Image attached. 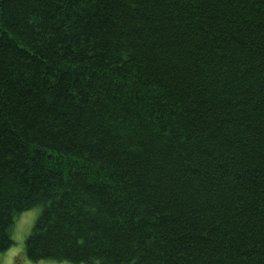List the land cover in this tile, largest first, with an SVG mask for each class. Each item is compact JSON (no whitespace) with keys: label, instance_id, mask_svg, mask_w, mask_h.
I'll list each match as a JSON object with an SVG mask.
<instances>
[{"label":"trees","instance_id":"1","mask_svg":"<svg viewBox=\"0 0 264 264\" xmlns=\"http://www.w3.org/2000/svg\"><path fill=\"white\" fill-rule=\"evenodd\" d=\"M264 264V0H0V251Z\"/></svg>","mask_w":264,"mask_h":264},{"label":"rangeland","instance_id":"2","mask_svg":"<svg viewBox=\"0 0 264 264\" xmlns=\"http://www.w3.org/2000/svg\"><path fill=\"white\" fill-rule=\"evenodd\" d=\"M39 212L40 206H35L16 217L11 229L12 244L6 250L0 251V264H73L53 259H42L36 262L27 259L24 251L25 239Z\"/></svg>","mask_w":264,"mask_h":264}]
</instances>
